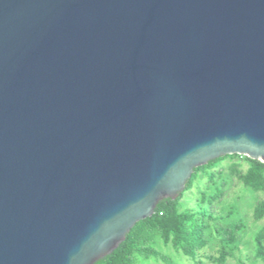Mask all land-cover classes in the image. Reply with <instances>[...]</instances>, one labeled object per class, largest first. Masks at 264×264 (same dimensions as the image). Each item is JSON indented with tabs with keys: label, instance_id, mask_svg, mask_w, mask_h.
Masks as SVG:
<instances>
[{
	"label": "water",
	"instance_id": "water-1",
	"mask_svg": "<svg viewBox=\"0 0 264 264\" xmlns=\"http://www.w3.org/2000/svg\"><path fill=\"white\" fill-rule=\"evenodd\" d=\"M227 154L264 162V0H0V264H94Z\"/></svg>",
	"mask_w": 264,
	"mask_h": 264
},
{
	"label": "trees",
	"instance_id": "trees-1",
	"mask_svg": "<svg viewBox=\"0 0 264 264\" xmlns=\"http://www.w3.org/2000/svg\"><path fill=\"white\" fill-rule=\"evenodd\" d=\"M225 160H230L228 173L221 168ZM245 163L248 166L242 170ZM233 175L241 185L242 194L233 202L224 203L225 188L231 185ZM193 187L198 189L199 195L192 205H186L183 198ZM246 192L253 196L254 220L264 219V162L245 155L227 154L198 166L176 199L161 200L152 216L138 221L111 254L94 264H147L150 260L177 264L161 245L188 257L192 260L188 264H204V258L213 264H226L229 259H236L235 264H248L250 259L237 253L248 233L239 202ZM214 241L217 253L205 254V248ZM252 241L253 264H264V224L254 231Z\"/></svg>",
	"mask_w": 264,
	"mask_h": 264
},
{
	"label": "rangeland",
	"instance_id": "rangeland-1",
	"mask_svg": "<svg viewBox=\"0 0 264 264\" xmlns=\"http://www.w3.org/2000/svg\"><path fill=\"white\" fill-rule=\"evenodd\" d=\"M229 165L230 160H225L222 163L221 168L225 169L226 172H229ZM248 164L245 163L242 166V170H245L247 168ZM218 169V168H217ZM205 179H203L204 181ZM241 185L239 184V181L236 177V175H233V180L231 181V185L225 188V194L223 197L224 203H230L236 200V197L239 194H242L241 192ZM199 195L198 189L196 187H193L191 190L187 191L185 194V197L183 198V201L186 202V205H192L193 202L196 200L197 196ZM260 197L263 196V194L259 195ZM241 211L242 214L246 217L247 225H248V233L243 238V241L240 245V250L237 252L238 254L241 253V255L246 259L249 258L250 260L247 261L248 264H253L252 262V256H253V241L252 236L254 231H256L262 224H264V219L260 221H255L252 215V207L251 204L253 202V196L246 192L244 194V198L240 201ZM161 248L164 252L170 254L175 260L177 264H188L192 263V260H190L188 257H185L182 253L175 251L171 247H166L164 245H161ZM217 244L216 242H212L208 247L205 248V254H216ZM236 259H229L226 264H235ZM147 264H164L163 262H156L155 260H150ZM204 264H213L209 259L204 258Z\"/></svg>",
	"mask_w": 264,
	"mask_h": 264
}]
</instances>
